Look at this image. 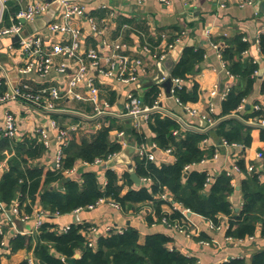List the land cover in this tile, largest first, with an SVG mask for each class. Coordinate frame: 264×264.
I'll list each match as a JSON object with an SVG mask.
<instances>
[{"label":"crops","instance_id":"0c3cea01","mask_svg":"<svg viewBox=\"0 0 264 264\" xmlns=\"http://www.w3.org/2000/svg\"><path fill=\"white\" fill-rule=\"evenodd\" d=\"M263 2L264 0H253L250 4L240 6L236 0H230L227 7L220 8L211 0H172L169 5H164L152 0L144 5H138L134 0H90L85 2L87 16L92 17L98 29H103V32L99 33L95 31L87 17L77 19L74 23L83 30V48H96L102 55V63L104 65H106L105 56L108 53V47L104 40L110 42L118 41L124 45L122 50L119 51V54L126 58V62L122 65L123 74L128 75L132 68L135 67L137 73L140 75V79L137 82L127 83L117 77H107L99 73L91 65H88V71L95 77L96 84L100 88L101 96L108 100L111 103V109L117 112L124 109L129 92H135L143 99L144 93L151 87H139V83L143 79L154 78L158 74V62L160 59L154 56L155 53L158 54L167 51L169 56L182 44H184V47L186 45H208L205 59L199 69L190 78L183 79V84L190 88L194 83H198V100L190 102L189 105L197 108L200 113L203 114L209 113L210 104L213 103L214 112L211 114L213 117L217 118L222 114V103L225 99L223 94L225 90L227 88L231 90L233 88H238L241 84L240 86L238 85L240 83V76L235 75L234 77H230L228 75L226 72L228 66L225 65L226 67H224L222 54L220 55L217 49L211 48L210 46L212 41L221 46L223 45L224 37L233 39L237 35H241L242 38H248L247 41L250 42V46L245 49L248 50V52L245 54L243 53V60L246 63L250 61L253 63V59H256V64L259 65L256 69L258 75L254 76L252 90L245 97V107L243 111H239V113L250 110L255 103L262 99L261 75L264 72V55L261 52L258 40L260 34L264 30V11H261L264 7ZM11 5L17 6L16 3H11ZM41 30L43 31L44 29ZM207 30H210V34L207 33ZM43 32L45 36L44 43L47 47H50L60 39L59 35H51L50 33H46L45 30ZM178 37L182 38V44L176 45L173 50H170L168 45L173 43ZM11 43L15 44L13 48L9 47ZM0 59L11 69L22 65L23 55L17 44V40L9 38L0 41ZM54 60L57 64L62 61L68 63L66 74H60L54 69L45 77H39L38 74L32 73L24 80L33 88L42 85L62 87L66 83L69 77L68 75L74 71L75 62L73 59L69 60L62 55L55 56ZM121 72V69H119V74H121ZM154 85L159 87V92L162 91L165 94L162 100L163 109L169 111L172 115L170 117L176 119L181 124L180 129L182 132L193 129L191 127L197 128L204 125L200 116H191L184 109L183 105L176 101L175 96H168L160 83ZM244 86L245 84L242 85V87ZM228 94L229 93H227V95ZM57 104L64 109H71L75 113L73 116L56 114V117L63 127L70 128L74 125L77 126L76 129L71 131L72 139L77 141L91 139L92 133L97 132L105 125H109L111 119L116 120L117 126L110 130V139L114 142L117 141L116 131L120 130L119 125L120 127L121 125L124 126L128 139L127 126L125 123L127 120L121 121L116 118H108L106 122L104 119L98 120L92 118L95 112V106L91 101L65 98L58 100ZM247 104L249 105L248 108L246 107ZM9 106L20 118L21 127L23 129L22 136L17 140L22 139L26 135H36L33 129L37 124H41L45 121L44 116L40 113H34L31 108H25V106L17 101H12ZM157 113L165 115L163 112ZM81 114L88 116V118L82 119ZM175 117H178V119ZM98 121L102 123L101 126ZM251 126L250 135L252 140L249 146L245 148L220 146L218 147L219 156L216 159L212 158L207 163H198L192 168V170L196 169L212 173L216 180L217 176L222 172L227 174V171H229L235 161V156H238V161L243 159L245 162V171L241 168L240 173L232 172L231 175H228L234 178L233 185L235 186V190L228 198L232 204L233 213L230 215H218L220 221L218 225H215L211 219L205 218L191 210L192 214L190 216L193 224L187 229L190 231L188 232L189 235L186 232H182L162 223L149 225L146 220V215L154 212L155 202L159 199V194L156 195L155 200L146 202L139 213L132 211L126 212L122 210V208H117L105 202L97 205L93 209L84 208L77 212L55 216V220L60 228L75 222H88L91 225H96L99 229V233L94 237V244L96 239L104 233L108 225L124 229H126L127 226H133L139 229L141 233L140 243L146 241L149 233H164L171 238L168 247H172L188 257L196 258L197 263L200 264H222L231 259H243V264H251L253 256L264 250V237L261 232L257 231L255 234L249 235L252 237L246 236L241 241L237 239L239 238L237 236H234L236 239L232 241L226 239V236L229 235L227 234L226 225L230 224L231 219L235 217L244 205L243 192L240 186L241 181L252 174V172L247 170V165L256 163V167L261 169L260 163L257 161V153L264 150V129L257 125ZM215 130L213 129L212 131ZM194 131L197 130L194 129ZM138 133L145 136V140L142 143L154 153L155 159L152 162L157 166L173 163L175 161L172 149L167 151V149H161L156 146V143L153 141L156 134L153 129L150 128L149 121H144L142 123ZM209 134L208 136L212 139V143L207 145L201 142L200 146L203 149L213 147L215 151V145L219 144L218 140L222 138L219 137L215 139ZM208 136L206 135L205 138ZM134 139L135 153L130 157L132 165H134V155H138L136 147L142 144L135 136ZM54 145L55 142L49 149H45L44 155L40 159L41 165L55 168L53 161L55 152ZM127 146L122 147L120 151L122 152ZM204 157H212V155L208 156L205 154ZM80 161L81 160H78L75 164ZM113 161L109 162L108 166H115L114 169H117L118 172L123 173L126 170H131L128 167V161L118 164H113ZM104 167L102 165L84 166L79 167L78 173L74 175H69L66 172L65 174L69 178L81 180L84 171L92 170L97 172L100 181L105 183V170L107 168ZM7 168L8 162L7 159H5L0 163V172H3ZM261 180L264 182V171ZM142 182L145 183L144 181ZM212 184L213 182L210 185ZM130 187V185H126L124 193L127 192ZM132 187L139 186H136L135 182H133ZM209 188L210 186L206 187L204 184V191ZM165 190L173 196L170 190L167 188ZM19 196L20 195L15 199H19ZM162 208L165 211H170V206L165 201L162 204ZM24 209L25 208L21 207V212L29 215L28 218H23L22 215L15 214L10 207H8L7 212L3 214L6 221V234L4 236L5 246H0V258L3 264H19L22 260L33 257L32 251L25 248L15 252L10 251L9 248V240L18 234H30L35 237V235L39 233V229L35 228L34 215L27 213ZM201 241L208 243H203ZM77 254L80 256L81 253L78 252Z\"/></svg>","mask_w":264,"mask_h":264},{"label":"trees","instance_id":"16d2710c","mask_svg":"<svg viewBox=\"0 0 264 264\" xmlns=\"http://www.w3.org/2000/svg\"><path fill=\"white\" fill-rule=\"evenodd\" d=\"M15 9L11 5V11ZM5 23H9L8 14ZM223 40V45L220 46L222 57L228 69L234 75L240 76L238 85L241 86L233 88L224 99L220 116L223 119L210 134L213 136L214 132L218 138L247 147L252 140V126L244 120L257 116L259 112L250 108L239 113L240 118L230 115L237 111L243 98L251 92L253 74L259 65L251 61L244 62L243 51L250 46V42L244 41L241 35L233 39L224 37ZM259 46L264 55V32L259 36ZM207 47L208 45H186L172 69V77L188 79L195 74L205 59ZM158 93L159 87L153 85L144 93L143 99L152 104ZM174 96L183 104L195 102L199 97V85L194 83L190 88L186 85L177 87ZM149 124L156 134L153 138L156 146L172 149L175 161L157 166L146 156L134 155V170L140 177L151 179L150 183H143L139 187H132L134 181L130 171L120 173L112 166L105 170V183L92 170L84 171L81 180L69 178L65 174V169L73 167L78 160L94 161L97 157H107L110 153L121 150V143L110 139V130L117 126L115 119L92 133L91 139H72L64 148L63 169L41 165L40 159L44 155L45 147L37 135H26L20 140L0 136V163L5 159L8 162V168L0 172V198L9 205L20 195V206L30 214L38 206L51 213L58 211L67 214L78 208H87L100 198L117 202L126 212L139 213L146 202L155 200L156 195L167 188L172 192L175 201L211 219L215 225L220 223L218 215L232 214V204L228 200L235 190L232 176L222 172L210 188L204 191L206 172L185 170L186 165L200 161L205 154L213 155V147L203 149L200 146L206 134L194 130L182 132L181 124L176 119L161 113L153 114ZM119 128L124 129V126L119 125ZM132 131L139 142L145 140V136L136 129L132 128ZM238 164L245 171L244 160L240 159ZM126 185L131 187L124 193ZM240 186L244 205L231 219L227 234L244 238L260 231L264 237V182L260 173H252L241 181ZM162 204L163 201L157 199L154 212L146 215L149 225L160 224L163 217L171 223L178 220L181 225H185L187 217L181 211L169 213L163 210ZM90 225L88 222H75L64 231L55 217L50 216L35 237L18 234L9 240V248L13 252L24 248L32 251L35 264H69L67 259L74 258L78 252L81 254L76 258V264L197 263L194 257H188L175 249L170 250L168 243L171 238L164 233H149L146 241L140 243L141 233L133 226H127L123 232L102 234L91 245L88 239ZM3 239L4 234L0 232V246ZM243 263V259H231L222 264ZM0 264H3L1 258ZM19 264L30 263L28 259H24ZM251 264H264V250L253 256Z\"/></svg>","mask_w":264,"mask_h":264},{"label":"built area","instance_id":"2783aa9c","mask_svg":"<svg viewBox=\"0 0 264 264\" xmlns=\"http://www.w3.org/2000/svg\"><path fill=\"white\" fill-rule=\"evenodd\" d=\"M129 1V0H123ZM138 5H144L151 0H134ZM164 5H169L172 0H152ZM215 2L220 8H225L230 3V0H211ZM240 6L250 4L253 0H236ZM11 3H16V9L11 11ZM51 2L46 0H0V41L2 39H9L18 37L17 44L19 45L20 51L23 55V63L21 66L11 69L6 66L5 63L0 59V136L7 137L10 139H18L22 136L23 129L21 127L20 118L15 113V111L9 106L12 101H17L18 103L25 106V108H31L34 113H40L44 116L45 121L41 124H37L33 131L39 137V140L43 143L45 149H49L55 142V152H54V165L55 168H64V148L68 145L71 137V131L76 129L77 126H72L70 128L63 127L57 115H71L75 113L71 109H64L57 104L58 100L65 98L75 99V100H87L91 101L95 106V112L92 118L104 119L116 118L118 120H130L131 127L137 131L141 128L144 121H149L152 114L157 112H163L166 116H172L169 111L163 109L162 100L165 94L161 91L158 93L157 98L152 104H146L142 97L135 92H129L127 95V100L125 102V107L122 111L117 112L111 109V103L101 96L100 88L96 84V79L88 71V65L94 67L99 73L107 77H117L118 79L131 83L137 82L140 79V75L137 73L136 68L128 73V75L123 74L124 63L126 58L120 56L119 51L122 50L124 45L118 41H105L108 47V53L105 56L106 65L102 63V55L100 52L92 47L85 49L83 48L84 33L81 27L76 25L74 22L77 19L87 17L90 20L92 28L99 33L103 32V29H98L92 17L87 16V7L85 2L78 0H61L60 6L57 9L55 15L46 22L43 27L34 28L31 22L37 21L47 15V12L51 8ZM8 14L9 23H5L6 16ZM25 20V22L22 21ZM27 28L29 34L24 35L23 31ZM44 29L46 33L51 35H59L60 39L55 42L50 47H47L44 43ZM264 32V30H263ZM210 34V30H207ZM245 41L248 40L247 37H243ZM259 41V40H258ZM182 38L178 37L175 41L168 45L170 50H173L176 45L182 44ZM15 44L11 43L9 47L13 48ZM211 48L217 49L221 53L220 45L210 43ZM245 50L243 53H247ZM62 55L67 59H73L75 62V69L68 76L66 83L62 87L54 85H42L37 88H33L26 80L32 73L38 74L39 77L47 76L52 70L58 71L60 74H66L68 70V63L62 61L57 64L55 62V56ZM155 57L163 61L168 56L167 51L161 53H155ZM256 59H253V63H256ZM224 67L227 63L224 61ZM226 65V66H225ZM122 67V68H121ZM119 69H121V74H119ZM230 77L235 75L228 69L226 70ZM258 71H255L253 77L258 75ZM173 87L171 93L174 96L175 89L177 87L184 86L182 78L172 77ZM262 80V99L254 104L253 110L259 112L255 117L248 118L246 123L249 125H257L258 127L264 129V72L261 75ZM231 89L227 88L223 94V97H227ZM176 101L183 105L184 109L191 116H200L204 122L203 126L197 128L191 127L198 132L208 134L217 127L218 123L223 119V117H213L212 112H214L213 103L210 104L209 113L201 114L197 108L187 104H183L179 98L176 97ZM246 99L243 98L242 102L239 104L237 111L233 113L232 117L240 118L239 111H243L245 107ZM31 111V112H32ZM82 119L88 118V116L81 114ZM178 119V117H175ZM99 125L102 123L100 121ZM107 122V121H106ZM101 123V124H100ZM117 142L121 143L122 147L127 146L128 139L127 134L124 129L117 130ZM176 132V131H175ZM222 142L215 145V151L212 157H204L199 162L188 164L185 166V170L188 172L198 163H207L210 159H216L219 156L220 146H236L244 147L241 143H229L224 139ZM203 144L212 143V139L208 136L202 141ZM138 154L141 156H146L148 160L153 161L155 155L146 147L144 143L136 147ZM170 151V149H167ZM121 151L110 153L107 157H97L94 161L81 160L79 163L75 164L73 167L65 169V172L69 175H74L78 173L79 167L92 166V165H102L104 168H108V163L113 161L117 156H119ZM235 161L233 162L227 175H231L232 172H241V167L238 164V156H235ZM257 161L260 163L261 169L256 167V163L247 165V170L252 173H262L264 171V150L257 153ZM115 168V166H112ZM207 178L205 186H210L212 182L215 181V176L212 173L206 172ZM142 181L148 183L151 181L150 178L143 177ZM159 199L163 202L165 201L170 206L169 213L174 211H181L186 217L187 222L185 225H181L178 220L171 223L166 217H163L160 223L174 227L182 232L188 231V227L193 224L191 220L192 212L190 209L183 207L179 202L173 199V196L166 190L159 194ZM108 202L117 208L121 206L112 200H107L106 198H100L95 204H90L87 208L93 209L101 203ZM8 207L18 215H22L23 218H28L29 215L21 212L20 200L14 199L9 205L6 204L0 198V232L5 236V219L3 214L7 212ZM84 208H78L73 212L80 211ZM191 213V214H189ZM35 217V228L39 229L50 216H59L61 213L58 211L51 213L45 210L42 206H38L34 209L33 213ZM70 225H64L61 230H67ZM215 227V226H214ZM218 227V226H217ZM230 227L229 224L226 228ZM90 232L88 234L89 244L94 245V237L99 233V229L96 225L90 226ZM124 228H116L114 226L108 225L103 234H108L112 231L123 232ZM198 231V230H197ZM196 231V232H197ZM192 233V232H191ZM189 235V233H188ZM191 235V234H190ZM90 236V237H89ZM252 237V236H248ZM226 239L232 241L236 237L232 235H227ZM240 241L244 238H237ZM203 243H208L201 241ZM5 246V240L3 239L1 247ZM170 250H174L169 247ZM64 259V257H62ZM30 264H35L32 258L28 259Z\"/></svg>","mask_w":264,"mask_h":264},{"label":"water","instance_id":"95a60500","mask_svg":"<svg viewBox=\"0 0 264 264\" xmlns=\"http://www.w3.org/2000/svg\"><path fill=\"white\" fill-rule=\"evenodd\" d=\"M48 2H51V8L49 9V11L47 12V15L37 21L31 22L32 27L34 28V30H37V28L39 27H43L46 22H48L49 20H51V18L55 15L57 9L60 6L61 0H46ZM81 2H88L90 0H78ZM259 1V0H258ZM263 6H264V2H263ZM259 10V9H257ZM261 11H264V7ZM23 22H25L24 19H22ZM24 35L29 34V30L27 28H25V30L23 31ZM14 40H18V37H15ZM184 48V44H182L181 46H179L177 48V50L175 52H173L171 55H169L165 60L163 61H159L158 62V67H159V72L158 74L154 77V78H150V79H143L140 83H139V87H148V86H152L154 84H161L164 87V90L166 92V94L168 96H171V89L173 87V79L171 76V72L172 69L179 57L180 52L182 51V49ZM248 104L246 105V107L248 108ZM126 126H127V132H128V140H129V145L120 153L119 156H117L114 161L112 162L113 164H118V163H123L124 161H128V167L131 169L130 170V174L131 177L133 179V181L135 182L136 186H140L143 184L141 177L137 174L136 171L133 170L132 168V162H130V157L132 154L135 153V144H134V134L132 131V127H131V121L127 120L126 122ZM213 136H215V138L218 139V137H216V133H212ZM222 140L219 139L218 143H221ZM191 214V213H189ZM79 257L78 254H76V256L74 258H70L67 259V262L69 264H76V258ZM200 264V263H197Z\"/></svg>","mask_w":264,"mask_h":264}]
</instances>
